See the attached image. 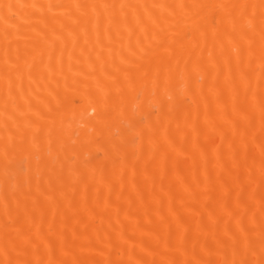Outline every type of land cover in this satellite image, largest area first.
Returning <instances> with one entry per match:
<instances>
[{"label":"bare ground","instance_id":"1","mask_svg":"<svg viewBox=\"0 0 264 264\" xmlns=\"http://www.w3.org/2000/svg\"><path fill=\"white\" fill-rule=\"evenodd\" d=\"M0 264H264V0H0Z\"/></svg>","mask_w":264,"mask_h":264}]
</instances>
